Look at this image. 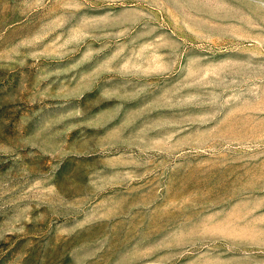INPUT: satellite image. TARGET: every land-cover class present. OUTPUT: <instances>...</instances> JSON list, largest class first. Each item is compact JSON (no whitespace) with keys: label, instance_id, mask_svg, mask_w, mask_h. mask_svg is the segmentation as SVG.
<instances>
[{"label":"rangeland","instance_id":"1","mask_svg":"<svg viewBox=\"0 0 264 264\" xmlns=\"http://www.w3.org/2000/svg\"><path fill=\"white\" fill-rule=\"evenodd\" d=\"M0 264H264V0H0Z\"/></svg>","mask_w":264,"mask_h":264}]
</instances>
